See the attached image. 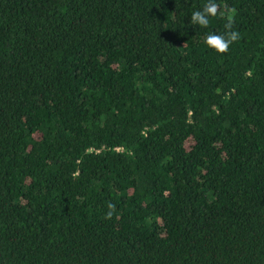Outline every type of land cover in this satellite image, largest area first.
<instances>
[{"label": "trees", "instance_id": "trees-1", "mask_svg": "<svg viewBox=\"0 0 264 264\" xmlns=\"http://www.w3.org/2000/svg\"><path fill=\"white\" fill-rule=\"evenodd\" d=\"M206 2L0 0V264H264V0Z\"/></svg>", "mask_w": 264, "mask_h": 264}, {"label": "clouds", "instance_id": "clouds-1", "mask_svg": "<svg viewBox=\"0 0 264 264\" xmlns=\"http://www.w3.org/2000/svg\"><path fill=\"white\" fill-rule=\"evenodd\" d=\"M217 0H207L203 7L191 13L190 23L192 25H199L207 28L210 23V17L218 14ZM234 19L231 14L227 16V23L225 24V32L223 34L209 33L204 40V43L211 49H214L220 54L228 52L230 46L240 39V33L233 30ZM110 211L107 213V218H111L115 211V205L109 203Z\"/></svg>", "mask_w": 264, "mask_h": 264}]
</instances>
